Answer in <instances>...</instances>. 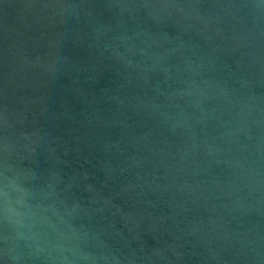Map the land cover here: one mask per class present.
<instances>
[{"label":"water","instance_id":"1","mask_svg":"<svg viewBox=\"0 0 264 264\" xmlns=\"http://www.w3.org/2000/svg\"><path fill=\"white\" fill-rule=\"evenodd\" d=\"M0 264H264V0H0Z\"/></svg>","mask_w":264,"mask_h":264}]
</instances>
